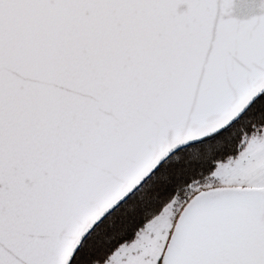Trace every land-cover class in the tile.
Returning a JSON list of instances; mask_svg holds the SVG:
<instances>
[{"label":"snow or ice","instance_id":"snow-or-ice-1","mask_svg":"<svg viewBox=\"0 0 264 264\" xmlns=\"http://www.w3.org/2000/svg\"><path fill=\"white\" fill-rule=\"evenodd\" d=\"M0 264H264V0H0Z\"/></svg>","mask_w":264,"mask_h":264},{"label":"rangeland","instance_id":"rangeland-1","mask_svg":"<svg viewBox=\"0 0 264 264\" xmlns=\"http://www.w3.org/2000/svg\"><path fill=\"white\" fill-rule=\"evenodd\" d=\"M166 215H167V209H165V211L161 213V217L158 218V222L161 221Z\"/></svg>","mask_w":264,"mask_h":264},{"label":"trees","instance_id":"trees-1","mask_svg":"<svg viewBox=\"0 0 264 264\" xmlns=\"http://www.w3.org/2000/svg\"><path fill=\"white\" fill-rule=\"evenodd\" d=\"M196 157V153H195V151L193 150L192 151V158H195ZM183 195H184V193H183V191H181V193H180V198H183Z\"/></svg>","mask_w":264,"mask_h":264}]
</instances>
